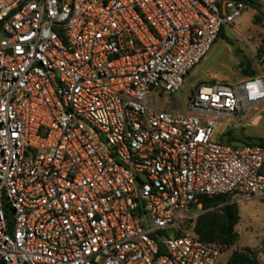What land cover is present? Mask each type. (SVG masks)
Instances as JSON below:
<instances>
[{"label": "built area", "instance_id": "obj_1", "mask_svg": "<svg viewBox=\"0 0 264 264\" xmlns=\"http://www.w3.org/2000/svg\"><path fill=\"white\" fill-rule=\"evenodd\" d=\"M245 8L0 0V264H222L196 221L203 198L264 200V146L222 140L264 78L158 99Z\"/></svg>", "mask_w": 264, "mask_h": 264}, {"label": "rangeland", "instance_id": "obj_2", "mask_svg": "<svg viewBox=\"0 0 264 264\" xmlns=\"http://www.w3.org/2000/svg\"><path fill=\"white\" fill-rule=\"evenodd\" d=\"M258 10L246 5L245 11L229 27L223 28L207 56L185 78L180 91L173 95H162L158 99L161 108L179 110L183 107L191 90L201 82L233 85L241 80L240 64L248 63L256 76L264 78V67L260 52L264 51V0H254ZM217 125L215 135L221 132ZM237 128V127H236ZM237 136L254 140L264 138V105L256 107L243 122V127L229 129ZM241 143V142H240ZM239 221L235 226L236 243L223 250L219 261L225 264L235 250L260 251L264 244V200L249 199L236 203ZM264 264V255L258 256Z\"/></svg>", "mask_w": 264, "mask_h": 264}, {"label": "trees", "instance_id": "obj_3", "mask_svg": "<svg viewBox=\"0 0 264 264\" xmlns=\"http://www.w3.org/2000/svg\"><path fill=\"white\" fill-rule=\"evenodd\" d=\"M240 1L258 10V5L254 0ZM263 52H260V56ZM239 68L244 78L256 76L255 71L251 69L248 63L240 64ZM222 140L229 143L241 142V144L264 146V138L258 140L242 138L231 130L223 135ZM201 203L204 213L197 219L195 227L198 238L203 242L218 245L221 251L229 249L236 243L238 237L235 231V226L239 221L237 204L229 203L225 196L203 198ZM259 254L264 255V244L260 251L250 249L233 251L225 264H261L258 258Z\"/></svg>", "mask_w": 264, "mask_h": 264}, {"label": "crops", "instance_id": "obj_4", "mask_svg": "<svg viewBox=\"0 0 264 264\" xmlns=\"http://www.w3.org/2000/svg\"><path fill=\"white\" fill-rule=\"evenodd\" d=\"M263 255V254H262Z\"/></svg>", "mask_w": 264, "mask_h": 264}]
</instances>
